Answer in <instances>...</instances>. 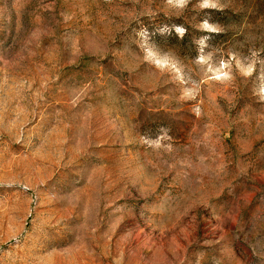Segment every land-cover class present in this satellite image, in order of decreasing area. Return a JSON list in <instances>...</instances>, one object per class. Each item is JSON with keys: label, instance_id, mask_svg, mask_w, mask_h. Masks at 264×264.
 <instances>
[{"label": "rangeland", "instance_id": "1", "mask_svg": "<svg viewBox=\"0 0 264 264\" xmlns=\"http://www.w3.org/2000/svg\"><path fill=\"white\" fill-rule=\"evenodd\" d=\"M202 2L0 0V264H264V0Z\"/></svg>", "mask_w": 264, "mask_h": 264}, {"label": "clouds", "instance_id": "2", "mask_svg": "<svg viewBox=\"0 0 264 264\" xmlns=\"http://www.w3.org/2000/svg\"><path fill=\"white\" fill-rule=\"evenodd\" d=\"M167 2L170 5L175 2V4L178 5L179 7H184V6H186L189 3V0H167ZM199 6H200L201 9L209 8V7H211V8L219 7V9L221 11L223 10L222 7L218 6L217 3L212 2V0H203V2L200 3ZM173 27L175 28L176 33H178L179 36L181 38H183L185 33H186V31H187V29L183 25H181V26L173 25ZM200 27L202 29L207 30V31L212 32V33H216V32L219 31V29L217 27H215L213 25H210L206 20L201 24ZM165 30L166 29H158V31H165ZM143 31L146 32L147 29H144ZM200 43L203 44L204 43V39H201ZM254 55H255V53H254ZM252 71H253V67L249 66L248 69L245 71V75H251ZM262 91H264V90H262ZM262 99H264V96H262ZM149 146L150 147H154V148H159L160 147V143H159L158 140H156L153 143H150Z\"/></svg>", "mask_w": 264, "mask_h": 264}]
</instances>
